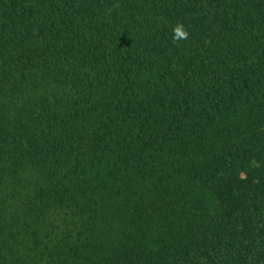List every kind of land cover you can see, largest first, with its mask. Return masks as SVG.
Instances as JSON below:
<instances>
[{
	"label": "trees",
	"instance_id": "16d2710c",
	"mask_svg": "<svg viewBox=\"0 0 264 264\" xmlns=\"http://www.w3.org/2000/svg\"><path fill=\"white\" fill-rule=\"evenodd\" d=\"M0 264H264V0H0Z\"/></svg>",
	"mask_w": 264,
	"mask_h": 264
},
{
	"label": "clouds",
	"instance_id": "9594fccd",
	"mask_svg": "<svg viewBox=\"0 0 264 264\" xmlns=\"http://www.w3.org/2000/svg\"><path fill=\"white\" fill-rule=\"evenodd\" d=\"M174 33L177 37L180 38H186L187 37V32L184 31L183 26L182 25H178L175 29H174Z\"/></svg>",
	"mask_w": 264,
	"mask_h": 264
}]
</instances>
